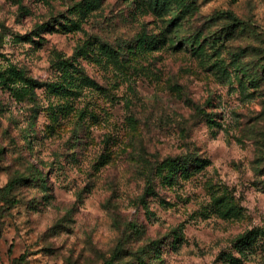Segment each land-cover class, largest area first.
I'll return each instance as SVG.
<instances>
[{"label": "clouds", "instance_id": "obj_1", "mask_svg": "<svg viewBox=\"0 0 264 264\" xmlns=\"http://www.w3.org/2000/svg\"><path fill=\"white\" fill-rule=\"evenodd\" d=\"M114 3L0 0V73L11 76L7 87H0V264H170L169 256L157 257L173 245L181 248V257L202 256L205 264L221 251L216 264H261L264 163L253 161L264 157V147L253 144L252 128H264V117L251 127L245 122L264 111V95L250 102L246 97L252 90H241L235 74L221 82L195 67L196 61L190 63L199 80L183 78L188 86L182 98L168 91V81L180 79L171 73L142 91L133 72L140 57L165 41L184 39L189 46L190 22L169 35L161 19L133 16L132 0L112 11ZM257 7L264 9V3L253 0V11L244 19L255 16ZM250 22H259L264 34V19ZM164 54L157 68L171 59L167 46ZM120 69L132 78L125 82ZM88 79L105 88L117 108L132 101L139 135L134 138L106 100L82 87ZM118 79L120 87H113ZM66 93L80 96V107L94 101L89 112L119 141L112 149L115 172L92 170L103 138L91 115L79 121L71 140L49 133L73 122L61 112ZM53 113L60 114L55 122L49 119ZM237 138L243 145L239 153L234 152ZM259 139L264 144V137ZM129 156L141 163H129L132 171L124 174L119 161ZM208 184L236 206L238 218L210 222L193 216L201 203H212L203 195L195 199ZM85 185L116 192L111 203L104 201L105 220L91 214L95 197ZM210 223L215 232L209 240L204 233L212 231ZM41 249L54 255H42Z\"/></svg>", "mask_w": 264, "mask_h": 264}, {"label": "rangeland", "instance_id": "obj_2", "mask_svg": "<svg viewBox=\"0 0 264 264\" xmlns=\"http://www.w3.org/2000/svg\"><path fill=\"white\" fill-rule=\"evenodd\" d=\"M156 2L157 0H132V4L129 5L132 9L131 14L133 16H151L153 19H161L165 23L164 31L168 32L169 35H171V32L184 29L185 21H189V46L186 47L185 40L181 39L173 40L170 43L165 41V44L161 45L160 48L148 49L147 52L140 57L138 67L133 70L134 73L139 74L134 83L138 82V87L142 91L148 92L155 80H160L166 73H171L174 76H178L180 79L175 83L169 80L168 91L176 95L177 98H182L183 91L188 86L183 83V78L185 76H195L196 79L199 80V75L194 71L190 63L191 61H196L195 67L202 69L205 75H213L221 82H223L225 78L235 74L239 78V87L241 90H252L247 93L246 99L248 101H254L258 95H264V91H261V89L264 88V34L259 31L261 26L259 22H250L251 19H255L257 16L264 19V15H262L264 9L257 7L254 10L255 16L246 20L244 17L250 11H253V0H159L157 4ZM162 2H165V5H162ZM105 3H107V0H105ZM122 3L127 4V0H115V3L111 6L112 11L120 7ZM261 3H264V0H261ZM198 13L199 15H197ZM230 16H232V18H230ZM193 18L195 20L194 23L191 22ZM213 29H215V31H213ZM169 30H171V32H169ZM205 33H209V35H205ZM77 42L78 41L73 40L72 44H76ZM86 45L87 41H85V46ZM165 46H167V55H169L171 59L160 69L157 68L156 65L165 58ZM69 50L72 51L73 54L75 53L74 49L70 48ZM225 52L228 53V57L223 56ZM153 53H158L159 55L153 56ZM105 54L109 56L112 55L107 52H105ZM217 63L219 64V74ZM185 65L188 66L186 67ZM120 71L124 76L125 82L132 78L126 69H120ZM221 71L229 72L230 74L222 76L223 73ZM15 75L19 76V73ZM140 75H143L145 78L141 80ZM93 76H95V73H93ZM10 79L11 76L0 73V87H7ZM25 83L28 84L29 89L32 88V85L28 83V81H25ZM120 84L121 81L118 79L113 87H120ZM188 84L195 85V81L189 80ZM82 87L88 89L89 94H94L106 100L108 105L114 110L113 114L123 118L124 128L128 130L134 138L141 133L140 120L135 114H130L132 108L131 100L117 108L118 101L111 97L109 92L97 84L94 79L86 80ZM130 90L135 91V89L132 88H130ZM234 90L233 88L229 89L230 92ZM64 97L65 102L61 106V112L66 119L71 118L73 122L67 127L61 126L56 130L49 129V133L51 135L67 134L71 140L72 137L77 135L76 125L79 121L91 115L93 117V125L97 128V135L103 138L102 148L99 155L92 163V170L93 172H99L104 169L108 172H115L117 153L112 151V149L119 141L115 140L111 133L106 131L104 120L95 119V113L89 112L94 101H87L84 103L83 107H80L78 104L81 99L80 96L73 98L70 93H66ZM98 106L97 104V107ZM260 107L264 109V105H260ZM59 115V113H53L49 116V119L55 122L59 119ZM261 117H264V111H261L257 116H250L245 122V126L251 127L256 125ZM252 134L257 137V139L253 140V144L258 147H264V144H262L259 139L260 137H264V128H252ZM91 146L92 144L90 142L85 147L87 149ZM242 150V141L237 138L234 152L239 153ZM119 162L124 174L132 171L129 167V163H141V161H137L133 156H129L127 162L123 158H121ZM253 163H264V157L257 156ZM109 165L112 167L109 168ZM89 175H92V172H90ZM132 181L133 177L128 176L127 183L132 185ZM132 186L134 187V185ZM85 190L90 191L95 197L94 204L89 205L91 214L100 218L101 221L105 220L108 213L107 205L104 201L107 200L108 203H111L116 197V192L112 191L109 193L107 190L96 186H93L92 189H88L87 185H85ZM201 195L208 197L212 203L208 205L201 203L199 208L193 210V216H199L201 219L210 222L213 217H216L217 222H227L234 218H238L239 210L228 201L225 196L218 195L217 192L214 191V186L210 184L203 186L201 194L195 195L197 202L201 200ZM191 202L192 201L189 200L186 203L190 204ZM169 207L170 206L167 205L163 206L165 211H167ZM185 223H187V221H185ZM131 227L134 228L135 225ZM180 227L183 228L184 224H181ZM208 227L212 228V231L205 232L204 235L210 240L214 235L215 228L212 227L211 223ZM177 240H180L181 244L183 243L179 235L177 236ZM12 247H14V245H12ZM9 251H11V247ZM180 251V247L173 245L171 251L160 253L157 259L167 255L170 257V264H181V261H183L184 264H205L202 256L193 258V254L186 253L185 256L181 257L179 255ZM40 254L47 256L54 255V253L45 249H41ZM222 254L221 251L217 258L211 261V264H216L219 255ZM21 258L23 259L26 257L22 256ZM261 264H264V257L261 258Z\"/></svg>", "mask_w": 264, "mask_h": 264}, {"label": "trees", "instance_id": "obj_3", "mask_svg": "<svg viewBox=\"0 0 264 264\" xmlns=\"http://www.w3.org/2000/svg\"><path fill=\"white\" fill-rule=\"evenodd\" d=\"M165 1V0H164ZM159 2V0H157L156 4ZM162 5H165V2H162ZM230 18H232V16H230ZM217 50V49H216ZM105 52L107 53H111L110 50H105ZM217 70H218V74H219V64L217 63ZM223 74L222 76H225V75H229L230 73L229 72H225V71H221ZM241 80V79H240ZM242 81V80H241ZM243 83V82H242Z\"/></svg>", "mask_w": 264, "mask_h": 264}]
</instances>
